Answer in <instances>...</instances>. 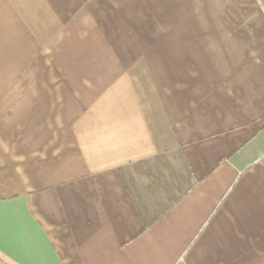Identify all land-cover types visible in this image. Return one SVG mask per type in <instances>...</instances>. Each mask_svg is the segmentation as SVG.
<instances>
[{
	"label": "crops",
	"instance_id": "1",
	"mask_svg": "<svg viewBox=\"0 0 264 264\" xmlns=\"http://www.w3.org/2000/svg\"><path fill=\"white\" fill-rule=\"evenodd\" d=\"M0 264H264V0H0Z\"/></svg>",
	"mask_w": 264,
	"mask_h": 264
}]
</instances>
